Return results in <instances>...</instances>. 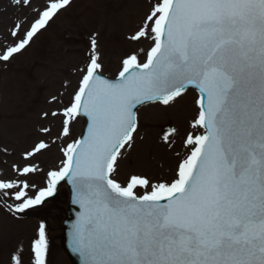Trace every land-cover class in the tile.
Here are the masks:
<instances>
[{
	"label": "snow or ice",
	"instance_id": "obj_1",
	"mask_svg": "<svg viewBox=\"0 0 264 264\" xmlns=\"http://www.w3.org/2000/svg\"><path fill=\"white\" fill-rule=\"evenodd\" d=\"M11 4L36 16L28 29H10L18 42L0 46L2 63L71 0H49L42 10L32 0ZM128 39L151 41L143 60L129 54L115 79L104 78L93 38L69 103L43 114L61 117L56 139L71 137V125L87 118L86 133L61 147L62 167L46 173L43 187L29 183L40 171L31 161L50 147L38 140L23 153L29 162L12 166L17 178L0 179V199L16 201L8 210L24 213L53 197L61 182L70 184L79 207L71 249L81 264H264V0H156ZM189 88L199 93L194 131L184 138L187 153L173 178L118 180V160L136 141L140 106L170 107ZM176 131L163 136L166 144ZM48 247L41 223L31 264H46ZM10 264H23L19 250Z\"/></svg>",
	"mask_w": 264,
	"mask_h": 264
},
{
	"label": "rangeland",
	"instance_id": "obj_2",
	"mask_svg": "<svg viewBox=\"0 0 264 264\" xmlns=\"http://www.w3.org/2000/svg\"><path fill=\"white\" fill-rule=\"evenodd\" d=\"M48 2L32 0V7L42 10ZM155 2L72 0L70 6L61 10L50 21L48 28L41 30L21 53L8 63L0 62V179H16L17 173L12 166L28 163L23 160V153L40 139L46 140L50 147L31 161L40 171L28 178L29 183L43 187L46 173L62 167L64 156L61 147L78 138L81 121L79 119L71 125V137L56 139L61 129V117L46 118L43 114L62 110L69 103L82 75L80 69L89 60L93 38L97 40L96 51L103 65L102 72L106 74L113 75L119 70L121 60L129 54L135 53L143 60L151 41L136 42L128 37L138 29ZM35 16L32 9L21 10L14 7L11 0H0V46L18 42L11 37L10 29L15 23L23 24L24 30L28 29ZM23 34L21 31L20 35ZM53 97L56 99L53 100ZM191 98L194 95L187 93L184 101L179 100L176 104L181 102V105H187ZM174 110L173 107L163 109L156 105L143 107L138 114L140 127L135 144L118 160V180L123 182L131 174L147 177V172L152 169L156 170V173L153 172L154 178H151L153 182L173 178L179 158L165 161L163 154L168 156V152L154 138L158 131H163L165 123H175ZM45 127L50 128L51 132L43 133L41 129ZM61 139L63 142L60 144ZM151 143L148 158H140L137 155L139 149ZM167 167L169 173L158 178L156 175ZM61 192L58 197L64 202L59 204L57 210V205L53 204L58 217L62 216L59 211L62 212L65 203ZM15 203L8 197L0 199V264H10L11 255L17 250L23 264H31V243L38 235L39 225L46 223L44 218L33 217L30 211L23 217L21 213L8 212V207ZM59 223L51 224L53 231L46 225L49 245L46 264H71L58 238Z\"/></svg>",
	"mask_w": 264,
	"mask_h": 264
},
{
	"label": "water",
	"instance_id": "obj_3",
	"mask_svg": "<svg viewBox=\"0 0 264 264\" xmlns=\"http://www.w3.org/2000/svg\"><path fill=\"white\" fill-rule=\"evenodd\" d=\"M85 119H86V129H85V133H86V131H87V118L85 117ZM66 185L68 186V188L70 190L71 197H70V201H69L68 208H67V215H66L64 222H63L64 231H65V245H66V248H67V250H68V252L72 258L73 264H81L80 257L77 254H74L72 252L71 236H70L72 225L75 222L77 215L79 213V207H78V205L73 203L72 186L70 184H68L67 182H66Z\"/></svg>",
	"mask_w": 264,
	"mask_h": 264
},
{
	"label": "bare ground",
	"instance_id": "obj_4",
	"mask_svg": "<svg viewBox=\"0 0 264 264\" xmlns=\"http://www.w3.org/2000/svg\"><path fill=\"white\" fill-rule=\"evenodd\" d=\"M188 115H189V107L187 109H185V110H182V111L178 110V112L176 114V118H179V119L181 118L180 122L183 124V120L187 119ZM2 126L5 127V124L2 123ZM181 132H182V134H181V136H182L183 135V130H181ZM138 154H139V157L142 158V159L148 158V151H146L145 148H142L141 150H139L137 155Z\"/></svg>",
	"mask_w": 264,
	"mask_h": 264
}]
</instances>
